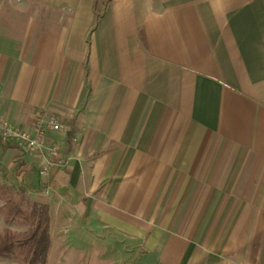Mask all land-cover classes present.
<instances>
[{"label":"crops","instance_id":"0c3cea01","mask_svg":"<svg viewBox=\"0 0 264 264\" xmlns=\"http://www.w3.org/2000/svg\"><path fill=\"white\" fill-rule=\"evenodd\" d=\"M0 120L46 264H264V0H0Z\"/></svg>","mask_w":264,"mask_h":264},{"label":"trees","instance_id":"16d2710c","mask_svg":"<svg viewBox=\"0 0 264 264\" xmlns=\"http://www.w3.org/2000/svg\"><path fill=\"white\" fill-rule=\"evenodd\" d=\"M25 195L22 187L0 186V213L4 220L28 224L25 231L0 229V257L17 264H46L51 244L49 206L29 201Z\"/></svg>","mask_w":264,"mask_h":264},{"label":"built area","instance_id":"2783aa9c","mask_svg":"<svg viewBox=\"0 0 264 264\" xmlns=\"http://www.w3.org/2000/svg\"><path fill=\"white\" fill-rule=\"evenodd\" d=\"M46 125L55 130L65 129V124L61 123L54 117L46 119ZM75 141V139H74ZM0 143L9 144L14 143L22 150L29 153L36 154L41 152L45 146L44 129L36 128L35 131H24L20 128L14 127L6 120H0ZM51 150L56 151V147L52 146Z\"/></svg>","mask_w":264,"mask_h":264},{"label":"rangeland","instance_id":"374dc122","mask_svg":"<svg viewBox=\"0 0 264 264\" xmlns=\"http://www.w3.org/2000/svg\"><path fill=\"white\" fill-rule=\"evenodd\" d=\"M25 197H26V195H25ZM2 203L3 202L0 200V207H1ZM2 228H9V229L15 230V231H25L28 229V224H26L24 222H19V221L6 222L4 220L3 215L0 213V229H2ZM116 255L117 254H115V256Z\"/></svg>","mask_w":264,"mask_h":264}]
</instances>
